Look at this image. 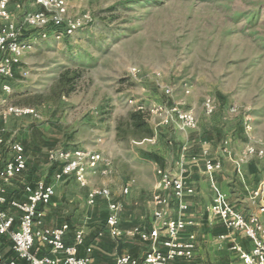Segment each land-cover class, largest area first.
I'll use <instances>...</instances> for the list:
<instances>
[{
	"label": "rangeland",
	"instance_id": "1",
	"mask_svg": "<svg viewBox=\"0 0 264 264\" xmlns=\"http://www.w3.org/2000/svg\"><path fill=\"white\" fill-rule=\"evenodd\" d=\"M67 1L69 18L88 14L83 28L63 40L35 37L11 81L8 102L33 107L38 116L3 119L0 127L7 140L23 142L30 161L47 171L56 165L49 160L51 150L83 147L101 152L118 171L107 178L94 176L93 184L111 188L113 199L123 205L122 221L143 215L141 222L151 226L152 196L165 193L157 169L175 170L184 141L193 143L196 152L200 134L214 128L218 152L227 135L233 154L249 144L264 147V0ZM15 2L23 6L17 19L37 9L32 0ZM164 85L173 87L172 97L166 96ZM207 98L216 104L212 116L204 111ZM174 100L195 110L199 130L181 134L157 126L151 117L147 128L132 124L130 115L138 105L148 108ZM245 117L252 124L249 132ZM1 147L5 158L7 145ZM150 153L164 157V163ZM249 163L256 174L247 184L254 186L263 179L264 159L252 157ZM228 173L224 187L236 193L240 182L235 172ZM128 185L130 192L124 194ZM71 190L74 201L68 205L92 215L91 226L105 229L108 203L89 206L87 188L75 181ZM128 224L120 220L121 229ZM198 227L197 264H230L229 245L211 237L207 226ZM104 237L138 257L149 248L138 238Z\"/></svg>",
	"mask_w": 264,
	"mask_h": 264
},
{
	"label": "built area",
	"instance_id": "2",
	"mask_svg": "<svg viewBox=\"0 0 264 264\" xmlns=\"http://www.w3.org/2000/svg\"><path fill=\"white\" fill-rule=\"evenodd\" d=\"M11 1L0 0V118L4 120L25 115L38 116L37 110L33 107L8 102V95L12 93L11 81L15 69L22 63L25 54L32 49L35 37L63 40L82 29L86 18L89 17L85 14L80 18H69L67 0H32L37 9L25 12L22 18L17 19L10 8ZM16 6L19 9L23 8L21 3H17ZM133 74L136 75V71H133ZM163 90L167 97L173 96L172 86L164 85ZM185 92L186 94L191 92L189 86ZM130 103L133 101L130 100ZM185 104L184 101L174 100L171 104L154 103L148 108L140 104L137 109L148 110L157 126H169L186 133L198 129L199 119L195 110L187 109ZM204 111L208 116L216 112V104L211 98L205 100ZM243 125L247 132L252 129L248 117L244 118ZM228 142L229 140H226L225 144ZM6 144L13 154L0 167V234L11 237L16 256L4 259L0 255V264H21L20 260H25L28 264H92L90 256L92 246L87 247V255H78L79 247L85 244L83 229H75L73 242L68 243L66 237L71 231L69 223L54 228L43 226L44 210L40 205L46 206L50 203L56 192L54 183L42 179L35 186H26L25 201L7 200L6 184L25 172L27 157L24 145L18 140L8 142L0 130V146ZM188 153L189 144L184 143L177 172L161 167L157 169L158 185L165 193L153 194V224L150 228L134 225L125 232L120 227L123 205L113 199L112 190L108 186L93 187L89 190L88 205H96L99 199L108 203L106 227L112 238L120 239L126 234L149 245L141 257L129 253L117 254L113 264H197L196 234L194 232L185 234V230L194 224V221L186 216L189 210L187 198L196 193L186 176ZM203 155L207 172L213 173L222 167V161L209 157L207 150L203 151ZM252 157L264 159V147L247 145L240 159L236 161L238 172L241 164L248 162ZM49 160L58 165L54 175L55 181L70 178L81 187H86L94 176L108 177L114 172L112 160L90 148L54 149L49 152ZM191 160L196 161L197 157L192 156ZM130 189L131 185L126 186L123 193L128 194ZM249 202L257 210L245 214L228 202L227 193L217 191L209 208L210 217L222 223L227 229V233L219 235L218 238L221 241L228 239L231 241L230 264H264V184L250 192ZM6 204L21 212L17 229L13 228L15 219L5 207ZM237 235H244L250 246L245 247L236 239ZM37 244L50 247L52 254L43 256L35 254L33 249Z\"/></svg>",
	"mask_w": 264,
	"mask_h": 264
},
{
	"label": "crops",
	"instance_id": "3",
	"mask_svg": "<svg viewBox=\"0 0 264 264\" xmlns=\"http://www.w3.org/2000/svg\"><path fill=\"white\" fill-rule=\"evenodd\" d=\"M16 5H17V2H15V0H12L10 4V8L13 11L14 18L17 17V14L19 12L23 11L22 9L17 8ZM2 120L3 119L0 118V127H2V123H3ZM228 126H230V122H228ZM196 130H199V127ZM216 130L213 128L211 129V131L205 130L200 134L201 137H199V141L197 142V145L199 144V147H198V151L196 152L192 151L193 143L190 144L188 140L182 143V145L184 143L189 144V153H188L189 158H188V162L186 165L187 167L186 176H187L189 183L196 190V193L194 195H191L187 198L188 203H189V210L186 213V216L188 219L193 220L194 224L192 226H189L185 230V234L194 232L196 234L197 244H198L197 232L199 231V229H201L198 226H205V227L207 226L208 231H209L208 234L211 237L214 236L215 238H218V236L221 234L227 233V229L222 225V223L217 222L214 219H212L209 213L210 205L212 204L214 196L217 193V191H222V192L227 193L228 202L231 205L243 211L245 214H250L257 210L255 207H252L249 202L250 192L264 184V176H263V179L259 181V183L253 182V184L255 183L254 186L253 185L249 186L247 184V182H249V180L251 181L253 176L256 174L255 170L251 169L249 161L246 163H242L240 172H238L236 161L240 159L243 151H241L240 153L233 154L232 149L230 148L231 138L229 137V135H227L224 138V145L220 148L219 152L218 150L214 149V146H216V143H217ZM178 132H180L181 134L188 133V132L184 133L181 131H178ZM14 140H18V139L15 138V139H11L10 141H14ZM226 140H229L228 144H225ZM7 141L10 142L9 140ZM21 143L23 144V142ZM24 148H25L26 157H27V169L21 176L15 177L7 182L5 195L9 202L14 199L19 200V201H25L27 199V195L25 192V188L27 185L35 186L37 182L42 179L46 180L48 183H54L56 192H55V195L52 197L50 203L46 206L40 205V208L44 210V217H43L44 227L54 228L63 223H69L71 226V231L66 237V240L68 243L73 242L75 229H78V228L83 229L85 232V244L79 247L78 255L79 256L87 255V251H86L87 247L92 246L93 250L90 255L92 264H113L114 258L117 255L118 251L120 252L122 251V253H129L133 256L138 257V255H136L135 252L124 251L123 246L121 244L115 243L116 241L113 242L111 239L109 238L107 239L106 237H104L105 233L109 235L108 229L106 227V219H105V229L101 230L99 229V227H97L98 225L91 226L92 224H94L92 215H89L88 213L83 214L80 210H74L73 208H71V205H68V203H72L74 201L73 191L71 190V183L75 181L74 179L69 178L63 181H58V182L55 181L54 175L57 171V168H55L53 172H51L52 167H50V169L46 171L45 165H41V163H39L38 161H35V162L30 161L31 155H27V147H25V145H24ZM6 149H7V153H6V157L4 158L2 156L3 155L2 147L0 146V167L13 154L8 145ZM204 150L208 151V155L212 159L222 161V167L220 169L214 171L213 173H209L206 171L205 157L203 155ZM180 154H181V148H180V152L178 155V159L176 161L177 166L175 170L170 169L173 172H177L179 170L178 161H179ZM192 156H196L197 160L192 161L191 160ZM32 158L35 159V157H32ZM160 158L162 160L161 163L163 164L165 161V158L161 156ZM113 165H114V172H113L114 174L118 170H117V167H115L114 163ZM230 171L236 173L238 180L240 182V185L239 184L236 185V187L239 188V191H236V193H233L232 191L224 187V184L228 181L227 176L230 175V173H228ZM202 175H206V178L202 179V177H200ZM208 175L209 176L211 175V177L209 178ZM98 177H101V176H98ZM102 178H107V177H102ZM91 179H90L89 184L86 187H83V188H87V196L91 188L107 186L104 184L101 186L95 185L93 184V181ZM102 182L104 183L105 180H103ZM75 183L79 187H81L76 181ZM101 200L103 199H99L96 205L92 207L97 206ZM5 207L8 208L10 210V213L14 216L15 222H14L13 228L17 229L19 227V220H20L21 212L18 209L11 207L10 204H6ZM106 212L107 213L105 216L107 217L108 206H107ZM122 216L123 215L121 213L120 220L122 224H125V222L130 223L127 225L128 228L123 229L125 232H127L134 225H137L136 224L137 221L141 222V219L144 217L143 215H141V217L138 220L137 219L135 220V219H132V217L130 216L131 219H129V221L127 220L122 221L121 219ZM206 219H207V222L205 221ZM202 220H204L205 223ZM141 225L147 228H150L152 226V225L145 226V223L143 222H141ZM197 227H198V231L195 230ZM101 232H103L104 234L100 235ZM123 237L133 238L126 234ZM236 239L240 241L245 247L248 248L250 246L249 240L244 235H237ZM224 242L225 244L227 243L228 245L231 244V241L229 239ZM33 251L35 254L39 256L52 254L50 247L46 245H42V244H37L34 247ZM0 255L4 259H10L16 256V253L13 249V241L9 235L0 234ZM20 262L21 264H28L27 261L25 260H20Z\"/></svg>",
	"mask_w": 264,
	"mask_h": 264
},
{
	"label": "trees",
	"instance_id": "4",
	"mask_svg": "<svg viewBox=\"0 0 264 264\" xmlns=\"http://www.w3.org/2000/svg\"><path fill=\"white\" fill-rule=\"evenodd\" d=\"M130 117H131L132 124L137 129H141V128H144V127L147 128L149 126L148 125V119L150 117V112L148 110H146V109H141V110L136 109L135 111H133L131 113ZM149 132H150V134L153 133L151 130H149ZM149 155L151 157L157 159L159 162H161V158H160L159 155H157L155 153H150ZM55 168H57V170H58V165L52 166L51 172H53V170ZM221 230H223V229H221Z\"/></svg>",
	"mask_w": 264,
	"mask_h": 264
}]
</instances>
